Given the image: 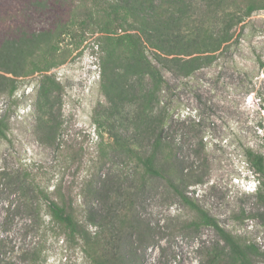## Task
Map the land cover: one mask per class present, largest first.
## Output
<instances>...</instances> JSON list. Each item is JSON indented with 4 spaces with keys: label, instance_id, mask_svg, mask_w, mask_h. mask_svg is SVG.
<instances>
[{
    "label": "rangeland",
    "instance_id": "rangeland-1",
    "mask_svg": "<svg viewBox=\"0 0 264 264\" xmlns=\"http://www.w3.org/2000/svg\"><path fill=\"white\" fill-rule=\"evenodd\" d=\"M101 1L122 29L99 31L84 0H0V264H88L50 218L58 189L81 220L108 208L138 218L131 264H203L224 242L188 228L189 203L141 166L159 131L180 189L264 264V202L245 158L264 153V0ZM129 33L160 78L134 59Z\"/></svg>",
    "mask_w": 264,
    "mask_h": 264
},
{
    "label": "trees",
    "instance_id": "trees-1",
    "mask_svg": "<svg viewBox=\"0 0 264 264\" xmlns=\"http://www.w3.org/2000/svg\"><path fill=\"white\" fill-rule=\"evenodd\" d=\"M84 1L88 3V8L85 13V16L88 17L86 21L98 24L100 27L99 31L109 33L112 30H118L124 27V17L119 14L116 7L110 2L102 4L101 0ZM142 6V2L135 5L134 11L131 13L134 18H139V10H141ZM126 38L133 52L134 59L137 62L145 64V71L147 73L154 74L156 78H160V68L147 57L148 47L141 34L129 33ZM7 48L9 49L10 47L7 46ZM17 49L19 50L16 53L17 55L22 54L24 51L22 46L21 48L19 47V44L16 46V50ZM156 57H158V55H156ZM160 63L163 64V60H160ZM16 89L17 86H11V92H14ZM148 99L151 101L150 97ZM162 140L161 131H159L155 135L150 152L142 160L141 166L144 169V175L147 174L149 177H165L173 188L175 187V190L180 193L182 198L189 203L194 211V216L188 220V228L199 230L203 226L212 227L217 231L220 239L224 242V245H221L219 241L206 248L203 264H258L255 261V256L259 255L260 252L253 244L227 231L220 225L216 217L199 204L190 200L180 189L181 183L179 184L175 180L172 168H167L160 162L159 155L164 145ZM245 158L250 169L259 179L257 193L264 202V153L249 148L245 151ZM65 199L66 197L62 189H58L54 192L53 198H50L48 204L50 218L63 228L67 240L76 242L79 247L81 246L82 250L87 253L88 264L132 263L135 254L132 251L126 250L127 242L125 237H127L131 231L134 232L136 228L140 227L137 217L129 211L119 213L118 215L114 209L108 208L106 209V215L91 214V212H89L84 221L81 220L76 213L69 211V208L65 205ZM103 220H107V222L100 223ZM88 225H97L98 228L102 227V229L105 227L107 228V225H109L108 234H110L111 237L105 238L106 229H103V232L97 229V232L93 234V232L88 230ZM110 241L114 242V246L110 245Z\"/></svg>",
    "mask_w": 264,
    "mask_h": 264
}]
</instances>
